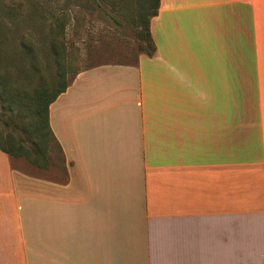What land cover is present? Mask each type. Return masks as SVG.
<instances>
[{
	"label": "crops",
	"instance_id": "0c3cea01",
	"mask_svg": "<svg viewBox=\"0 0 264 264\" xmlns=\"http://www.w3.org/2000/svg\"><path fill=\"white\" fill-rule=\"evenodd\" d=\"M149 34L47 106L61 165L0 152V264H264V0H159Z\"/></svg>",
	"mask_w": 264,
	"mask_h": 264
},
{
	"label": "rangeland",
	"instance_id": "374dc122",
	"mask_svg": "<svg viewBox=\"0 0 264 264\" xmlns=\"http://www.w3.org/2000/svg\"><path fill=\"white\" fill-rule=\"evenodd\" d=\"M139 6V0H0V78L8 92L31 95L43 88L49 97L80 71L133 63L147 51L138 37ZM7 116L0 103V144L7 147L3 141L11 134L29 149L33 139L14 129ZM43 149L47 167L62 164L52 143Z\"/></svg>",
	"mask_w": 264,
	"mask_h": 264
},
{
	"label": "trees",
	"instance_id": "16d2710c",
	"mask_svg": "<svg viewBox=\"0 0 264 264\" xmlns=\"http://www.w3.org/2000/svg\"><path fill=\"white\" fill-rule=\"evenodd\" d=\"M159 0H139L140 6L136 14L137 21L140 23L141 30L138 32L139 39L144 43L141 48H146L147 51H142L140 53H145L148 57L154 52V46L149 34V21L151 18L156 16L157 7ZM56 44H52V49L55 50ZM67 86H63L53 92L51 96L47 97L46 89H39L34 91L31 95L25 93L20 94L18 91L14 93H9L6 84L0 78V103L1 109L8 113L7 119L31 144L29 149H26L24 142L21 138L15 139L11 134L6 135L3 141L7 144L4 147L0 144V152L7 154L14 158H23L30 165L45 169L47 168L46 155L43 147L45 144L52 143L56 147L58 153L60 149L58 148L47 124V106L55 100V98L61 94ZM47 97V98H46ZM18 108L17 112H12V107ZM18 106V107H17ZM20 110L22 113H20ZM6 126L8 124L4 123ZM28 132L31 135H28ZM45 156V162H44Z\"/></svg>",
	"mask_w": 264,
	"mask_h": 264
}]
</instances>
